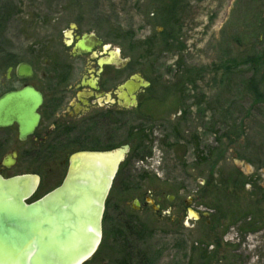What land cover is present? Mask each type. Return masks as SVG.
<instances>
[{
  "label": "rangeland",
  "instance_id": "374dc122",
  "mask_svg": "<svg viewBox=\"0 0 264 264\" xmlns=\"http://www.w3.org/2000/svg\"><path fill=\"white\" fill-rule=\"evenodd\" d=\"M8 1L0 51L13 69L9 79L0 70V95L22 83L19 63L38 72L40 44L80 15L106 32V52L143 64L136 69L163 92L153 89L156 98L106 137V151L130 149L107 199L106 241L86 264H132L121 255L137 253L147 264H264V0ZM22 173L43 175L29 201L53 185L39 161L22 160L7 176ZM20 192H0V216H21L2 202ZM71 211L79 216L69 225L83 228L86 204ZM7 263L23 264L20 245Z\"/></svg>",
  "mask_w": 264,
  "mask_h": 264
},
{
  "label": "flooded vegetation",
  "instance_id": "af4514ba",
  "mask_svg": "<svg viewBox=\"0 0 264 264\" xmlns=\"http://www.w3.org/2000/svg\"><path fill=\"white\" fill-rule=\"evenodd\" d=\"M83 17L70 21L54 38L40 44L38 72L33 62L27 63L32 68L30 79L15 76L22 83L5 90L30 85L41 95L39 120L31 134L20 138L16 123L0 128V176H15L7 173L22 160L39 161L47 172V183L53 184H45L47 191L41 197L59 187L72 165L81 161L101 166L105 173L106 164L99 163V156L106 154V137L116 135L131 110L156 98L154 78L142 72L143 64L132 66L125 56L109 61L106 32L84 27ZM138 66L141 68L136 69ZM38 178L36 190L42 186L43 175ZM153 203L145 201L143 206L155 209ZM105 212L106 200L100 244L106 241Z\"/></svg>",
  "mask_w": 264,
  "mask_h": 264
},
{
  "label": "water",
  "instance_id": "95a60500",
  "mask_svg": "<svg viewBox=\"0 0 264 264\" xmlns=\"http://www.w3.org/2000/svg\"><path fill=\"white\" fill-rule=\"evenodd\" d=\"M11 71L12 67L7 68L6 79L10 78ZM15 75L27 80L32 76V68L21 62L15 68ZM41 100L40 93L30 85L1 94L0 128L16 123L20 138L31 134L39 120L37 109ZM127 152L128 145H124L99 156L102 157L99 163L106 164L105 173L101 166L82 161L72 165L59 187L29 203L26 201L37 188L38 176L23 174L7 179L0 176V192L21 188L20 193L2 199L4 204H16L21 209V216L14 218L8 211L2 210L0 264H8L9 255L17 245L23 250V264H83L89 260L100 242L105 200ZM73 170L76 171L73 173ZM170 198L169 201L172 200ZM64 200L66 202H61ZM78 202H84L87 207L82 214L85 216V226L79 230L69 225L79 216L78 212L71 211ZM193 214L195 218L199 217L198 213ZM63 232L66 234L64 237ZM77 232L85 234L82 242L72 240L71 234Z\"/></svg>",
  "mask_w": 264,
  "mask_h": 264
},
{
  "label": "trees",
  "instance_id": "16d2710c",
  "mask_svg": "<svg viewBox=\"0 0 264 264\" xmlns=\"http://www.w3.org/2000/svg\"><path fill=\"white\" fill-rule=\"evenodd\" d=\"M0 2H3V5L1 4L0 7V31L6 26L10 20L11 17H13V11H14V5H12V1L8 0H0ZM12 62V57L9 53H1L0 51V70L1 71H6V69L10 66ZM236 208L238 207L235 206ZM257 207V205H255ZM239 211V210H238ZM237 211L231 210L230 216L235 217ZM241 212L240 215L243 214V211ZM132 236V235H131ZM124 261L132 264H147L145 263V260L142 259L143 255L142 253H137L133 258L132 255H129L130 258H127L124 254L121 255ZM86 264V263H85ZM119 264V263H117Z\"/></svg>",
  "mask_w": 264,
  "mask_h": 264
},
{
  "label": "bare ground",
  "instance_id": "6f19581e",
  "mask_svg": "<svg viewBox=\"0 0 264 264\" xmlns=\"http://www.w3.org/2000/svg\"><path fill=\"white\" fill-rule=\"evenodd\" d=\"M190 214L193 216L194 214H193V212H190Z\"/></svg>",
  "mask_w": 264,
  "mask_h": 264
}]
</instances>
